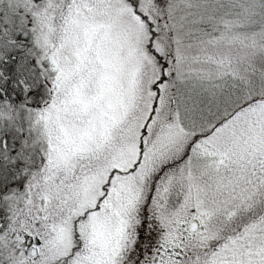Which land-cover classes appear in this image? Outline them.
I'll use <instances>...</instances> for the list:
<instances>
[{
    "label": "snow or ice",
    "instance_id": "snow-or-ice-1",
    "mask_svg": "<svg viewBox=\"0 0 264 264\" xmlns=\"http://www.w3.org/2000/svg\"><path fill=\"white\" fill-rule=\"evenodd\" d=\"M0 264H264V0H0Z\"/></svg>",
    "mask_w": 264,
    "mask_h": 264
}]
</instances>
